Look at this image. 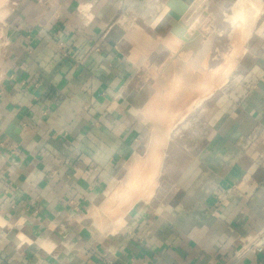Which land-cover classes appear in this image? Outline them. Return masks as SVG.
I'll return each mask as SVG.
<instances>
[{
	"label": "crops",
	"instance_id": "crops-1",
	"mask_svg": "<svg viewBox=\"0 0 264 264\" xmlns=\"http://www.w3.org/2000/svg\"><path fill=\"white\" fill-rule=\"evenodd\" d=\"M14 1L0 65V264H264V251L238 254L264 229V21L246 84L188 120L196 129L180 139L196 144L165 147L153 195L116 228L95 216L146 152L158 80L139 61L160 68L181 51L160 61L152 37L174 30L156 18L169 0ZM134 27L148 40H127Z\"/></svg>",
	"mask_w": 264,
	"mask_h": 264
},
{
	"label": "bare ground",
	"instance_id": "bare-ground-1",
	"mask_svg": "<svg viewBox=\"0 0 264 264\" xmlns=\"http://www.w3.org/2000/svg\"><path fill=\"white\" fill-rule=\"evenodd\" d=\"M4 1L6 0H0V7L3 5L2 3ZM182 1L187 3V11H179V13H185L180 21L174 20V30H172L173 32L169 35L168 39H166L165 45L170 50L177 52L182 48L180 53L184 54H181L180 56L179 53L176 57H171V62L166 69H161L159 67H157L158 69H152V65L143 57L139 61V64H142V66L144 65V67L149 72H152L151 74H153L158 80L157 88H163L164 91L166 90V93H163V95L161 91L158 90L154 97L151 96L153 99L151 101L149 100L150 106L149 109H146L148 114H144L146 116L149 115L148 118L150 117L151 119L156 117L157 122L154 121V124L155 126L157 124L158 127H160V125H163V127L167 126V124L169 125L172 123L169 121H173L176 117V121L183 119V116L186 115L187 110L189 109L187 108L188 105L196 104L197 106L213 96L217 89H219L220 86L222 88L223 84H225L227 71L232 67H227V71H225L226 74L219 73V70L215 72V70L209 71V69L207 71L208 68L205 69L206 59H204V55L203 57H196L195 54L192 55L193 52L191 51L193 48H191L192 45H189L196 40L194 34L200 32L202 35L201 40L208 41L210 34L213 32L214 25H212V17L206 13V5L209 0H192L191 2H188L187 0ZM169 11V6L165 5L159 18H163ZM230 13L224 17L223 22L227 23V21H230L233 26H235V28H233L234 31H231L232 35L230 36V40L234 45L235 51L241 52L242 45H244L243 43H246L247 39L250 38L260 15L263 13V6L259 4V0H236L233 6V13L231 15ZM185 26L189 27L185 28ZM218 36L221 37L222 33H219ZM186 46L189 47L186 48ZM199 46H202V44L198 45L197 48H199ZM235 56L236 55H234V57ZM226 60V63H230L233 58L230 55ZM163 80L167 81L165 82ZM183 93L186 94L183 96ZM187 93L189 95H187ZM179 94H182L180 95L182 96L181 98ZM162 100H164V102ZM158 101L163 102L162 107L160 106L162 103L158 104ZM174 101H178V104L172 110L168 109L167 105ZM161 136L162 135L158 133L156 134L155 143L158 142ZM140 162V160H137L136 163L141 165ZM144 172L146 173V171ZM144 172L138 169V167L136 168L132 166L130 168V174L126 179V182H124L118 190L115 189L111 195L112 198H110L111 201H109V204H112L110 205L111 207L109 206L111 209L107 210V204V207H104L106 211H101L96 214V222H98L99 225L112 222L116 228H121V226L124 225V216L132 206L140 198L149 199L152 196L151 193L153 190L151 189L155 188L158 183L157 178L160 175V167L149 175H145ZM100 227L101 226H99V228Z\"/></svg>",
	"mask_w": 264,
	"mask_h": 264
},
{
	"label": "rangeland",
	"instance_id": "rangeland-1",
	"mask_svg": "<svg viewBox=\"0 0 264 264\" xmlns=\"http://www.w3.org/2000/svg\"><path fill=\"white\" fill-rule=\"evenodd\" d=\"M234 1L235 0H209V2L206 5V13L212 17V22H213L212 25H214V26H213V32L209 36V44H208L209 47H208V49L210 52L207 50L208 53H207V57H206L205 69L208 68L207 71L209 69H210L209 71L215 70V72L219 70V73L223 74V73H225V71H227L226 70L227 67L230 68V66H232L227 71V79L225 80V84H223L222 88L220 86L219 89H217V91L214 93L213 96L206 99L205 101L198 104L197 106H196V104L188 105L187 108H189V109L187 110L186 115L183 116V119H181L179 121L178 120L175 121V124H173L171 126V129L169 130L170 133L168 135L167 145H166L168 152L169 151L173 152V150H171V147L174 148V147H179V145H182V146L186 145V141H188L190 143H194L193 144V146H194L196 144V140H187V139H183V138L180 139V132H181V134H182V132L185 134L187 132H190L191 130L194 131L196 129L193 125H191V122H189L188 120L193 119V118L196 119L199 117L203 118V116L204 117L208 116V114H210V113H208V111L210 110L212 104L217 99H219V98L222 99L225 96L231 94L233 91H238V90L242 89L243 86L247 82V78H246L247 77V69L252 65V63L254 61L253 58L251 57V53L249 52V50L252 47V45L254 44L253 42L258 38L256 33H258V30H259L258 28L263 24V21H264V0H259V4L263 6V13L260 15V18L257 21V24L253 30L252 35L250 36V38L247 39L246 43H243L244 45H242L241 52L235 51L234 45H233L232 41L230 40V38H231L230 36L232 35L231 31H234L233 28H235V26H233V24L230 21L229 22L227 21V23L223 22V19L225 16L229 15L230 12H231L230 15L233 13V6L235 4ZM13 2H15V1L12 0V2H11L12 7L7 6L6 10H0V65H1L2 60H3V58L1 56L5 50V44H4L5 37H6L5 23L7 24V19L5 18V15L9 11H11V8L12 9L14 8ZM1 7H3V5H1ZM154 7H157V4H155ZM209 12H211V13H209ZM2 14H3V16H2ZM160 14H158V16H156V18L157 17L159 18ZM219 33H222L221 37L218 36ZM160 38L161 37H157V36L155 37L157 44L159 43V46L157 49V52H158L157 57L159 58L158 60L162 61L161 57L165 56V53L163 50H166V49L169 50V49L164 47L165 46L164 42H163L164 38H161L162 41L159 42ZM167 53H169V52L167 51ZM230 55L233 58V60L230 63H228V62L226 63V61H227L226 59ZM234 55H236V56L234 57ZM144 61H146V60H144ZM140 65H142V64H140ZM154 69H156V67H154ZM151 75H153V74H151ZM158 79H160V78H158ZM161 80H162V78H161ZM163 81L166 82L167 80H163ZM158 90L161 91L162 95H163V93H166V90L164 91L163 88L162 89L157 88V91ZM185 94L186 93H183V96ZM159 100H160V98H159ZM162 101L164 102V100H162ZM162 101H158V104H161V103L163 104ZM171 103H173V105L170 107L171 104H169V105H167V107H168V109L172 110L178 104V101H174ZM149 106H150L149 104L146 106L145 110L143 111V114L147 113L146 109H149ZM190 107H192V108L194 107V108L192 109ZM148 116L149 115H147V116L144 115V118H143L145 120L143 122L149 130L148 131L149 137L144 142V149H142L143 151L146 150L147 146L149 145L151 133L152 132L156 133V130H155L156 126L154 124V121L157 122V118L155 117L156 119L153 118L154 119L153 120L150 117L148 118ZM158 128H159V131L162 129H164V130L166 129V127H163V125H160V127H158ZM181 130H183V131H181ZM181 142H182V144H181ZM161 163H162V166H161L160 172H162L163 167H164V156L162 158ZM166 163L168 164L169 162H166ZM156 186H157V184H156ZM151 190H153L151 193L153 195L155 188H153ZM111 195L112 194H110L109 198H108V202H107L108 207H107V204L104 205L105 208L107 207V210L111 209V208H109V206L112 205V204H109V201H111L110 198H112ZM104 207L102 209H99V211H101V210L106 211Z\"/></svg>",
	"mask_w": 264,
	"mask_h": 264
},
{
	"label": "water",
	"instance_id": "water-1",
	"mask_svg": "<svg viewBox=\"0 0 264 264\" xmlns=\"http://www.w3.org/2000/svg\"><path fill=\"white\" fill-rule=\"evenodd\" d=\"M7 1L8 0H6V1H4L2 3L3 6H4V4ZM167 5L170 8V11L167 13L168 17L169 18H172L173 20H176V21H180L181 17L185 13L184 12L182 14V13H179V11H183V10L184 11H187V8H188L187 4L184 3L181 0H169V2L167 3ZM1 8H3V7H1ZM7 15H9V12L7 13ZM129 31L130 32H129L128 36H127V40H132L133 37L135 38V37H138V36H140V37L145 38V39L148 40V35L142 29H140L138 27H134V28L130 29ZM152 37L155 38L156 35H153ZM153 38H151V43H149V46H148L150 48H153V46H155V44H156V43H153V41H152ZM194 38L196 40H194V42H191V44L189 46L192 45L191 48H193L192 51L194 52V54L196 55V57H198V56H200V57L202 56L203 57V55H204V59H206L207 53H208L207 50H208V47H209V45H208L209 44V40L208 41H202L201 40L202 37L199 36L198 34H196L194 36ZM165 43L166 42H164V45H165ZM199 43L202 44V46H199V48H197L198 45H200ZM189 46H186V48H188ZM201 48H202V51H201ZM180 49H182V48H180ZM175 52H177V51H175ZM170 62H171V56H169V58L167 59V61L163 65H161L160 68L161 69H166L168 67V64H170ZM170 73H171V71H170ZM168 75H169V73H168ZM156 93H155V95H156ZM180 95H182V94H179V96ZM187 95H189V94L187 93ZM153 97H152V99H153ZM181 97L182 96H180V98ZM162 105H160V106H162ZM172 105H173V103H171L170 107ZM164 106H166V105H164ZM175 121H176V119L175 120L173 119V121H169V122H172V123H170L167 126H164V127H166V129L165 130L162 129L160 131H159V128H158V126L156 124V129H155L156 130V133L155 132H152L151 133L150 142H149V145L147 146V149H146V152H145L144 156H142V157L135 156L129 162V164L127 165V171H128L127 172V176L125 177V179L123 180V182H122L121 185H123V183L126 182V179H127L128 175L130 174V168L132 166H134L136 168L138 167V169H140L142 172L146 171V173L144 172L145 175H149L152 172H154L157 168L161 167V162H162V158H163V155H164L163 154L164 153V149H165V147L167 145V139H168V135L170 133L169 130L171 129V126L175 123ZM157 133L160 134V135H162V136L159 138L158 142L155 143V139H156V134ZM137 160H140L141 161L140 162L141 165L136 163Z\"/></svg>",
	"mask_w": 264,
	"mask_h": 264
},
{
	"label": "built area",
	"instance_id": "built-area-1",
	"mask_svg": "<svg viewBox=\"0 0 264 264\" xmlns=\"http://www.w3.org/2000/svg\"><path fill=\"white\" fill-rule=\"evenodd\" d=\"M246 244L242 246L238 254L247 253H260L264 251V229L261 230L257 235L251 237L249 240L245 241Z\"/></svg>",
	"mask_w": 264,
	"mask_h": 264
}]
</instances>
